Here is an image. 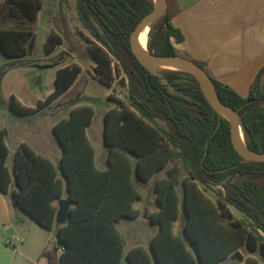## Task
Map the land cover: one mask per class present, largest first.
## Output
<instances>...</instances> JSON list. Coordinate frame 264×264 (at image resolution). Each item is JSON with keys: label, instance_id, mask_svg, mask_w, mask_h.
<instances>
[{"label": "trees", "instance_id": "obj_1", "mask_svg": "<svg viewBox=\"0 0 264 264\" xmlns=\"http://www.w3.org/2000/svg\"><path fill=\"white\" fill-rule=\"evenodd\" d=\"M42 7L43 0H3L0 22L15 19L18 23L0 24V50L5 56L33 52L34 24ZM76 7L98 44L93 52L101 75L112 76L115 59L128 76L129 99L110 94L116 104L105 112L108 166H97L87 132L94 107L79 103L53 126L62 148L58 164L21 142L11 172L8 130L0 128V190L39 224L55 227L62 249L56 264H122L124 257L128 264H224L236 261L233 254L241 247L252 254L235 264H264V161L247 160L237 151L231 122L206 98L192 73L159 69L154 74L132 50L131 34L156 7V0H76ZM183 40L167 8L150 25L152 53L180 54L177 44ZM62 41L59 34L50 33L46 52H53ZM81 72L79 63L60 66L55 89L45 99L29 106L12 94L10 105L21 115L38 113L67 93ZM209 77L221 101L238 112L249 148L264 153V65L248 96ZM156 116L167 121L169 130ZM181 164L187 172L182 178ZM168 165L166 174L154 181L160 208L150 213L151 222L159 226L151 249L136 245L126 251L117 224L141 212L135 206L142 194L134 176L147 181ZM200 183L222 185L223 197L215 202ZM65 194L74 205L69 219L61 223L54 201ZM230 205L246 217L234 216ZM183 214L186 220L181 219L176 230Z\"/></svg>", "mask_w": 264, "mask_h": 264}, {"label": "rangeland", "instance_id": "obj_2", "mask_svg": "<svg viewBox=\"0 0 264 264\" xmlns=\"http://www.w3.org/2000/svg\"><path fill=\"white\" fill-rule=\"evenodd\" d=\"M2 2L3 0H0V4ZM0 24L18 26L15 19H7ZM34 30L36 44L32 53L25 56L8 57L0 50V128L8 130L7 144L10 148L8 166L10 168L14 166L15 150L21 142H27L36 151L50 157L58 164L62 148L53 126L60 118L68 116L73 106L87 103L95 110L87 132L96 150V164L104 168L108 154L104 143V117L105 112L116 104L109 95L127 101L129 99L128 76L119 69L115 59L111 64L112 76L101 75L97 69V61L93 52L98 44L81 22L76 0H43V7L39 11ZM52 32L59 34L63 41L53 52L47 53L45 44L48 35ZM72 63H79L82 66V72L67 93L62 94L50 106L35 114L21 115L12 109L10 105L12 94H15L25 105L36 106L40 99H45L55 89L58 68ZM170 165L147 181H139L134 176L135 185L142 194L136 204H140L142 209L145 206L152 209L157 207L154 181L157 177L164 176ZM181 168L182 178L187 172L182 164ZM200 186L215 202H218L219 198L224 195L222 185L200 183ZM179 189L181 192V185ZM230 208L234 216L246 217L236 207L230 205ZM23 211L18 208L15 210L20 215L23 214L26 219L25 224L17 222L16 217H14V222L6 223L5 228L0 224V238H4L8 243L11 241L17 246L18 251L14 256L13 264H56L60 249L54 228L48 229L39 223H36L35 228L28 226V221L32 218H29V214ZM142 214L141 212V217H143ZM143 221L144 224L148 223L147 218ZM129 223L141 226V219L133 221L124 217L119 221L118 227L126 239V249L131 246L127 230ZM180 223L181 218L176 221V230L179 229ZM143 227L145 235L148 231L151 234L157 231V226L153 223L149 225L150 230H147L145 225ZM18 236L22 239H18ZM238 250L244 255L243 262L246 261L248 255L252 254L246 247ZM235 260L224 264H235L238 259L235 258Z\"/></svg>", "mask_w": 264, "mask_h": 264}, {"label": "crops", "instance_id": "obj_3", "mask_svg": "<svg viewBox=\"0 0 264 264\" xmlns=\"http://www.w3.org/2000/svg\"><path fill=\"white\" fill-rule=\"evenodd\" d=\"M167 9L174 25L184 35V40L177 44L179 53L204 63L208 75L228 84L243 96H248L258 71L264 65V0H167ZM105 160L107 167V155ZM10 170L13 172V167ZM61 198L68 196L65 194ZM59 199L54 203L58 205ZM136 202L135 206L143 213V217L140 212L129 219H141V226L129 223L127 230L131 246L126 249L125 239V250L141 245L150 251L151 240L156 232L151 234L148 231L145 235L143 226L150 230V213L158 210L160 205L156 200V208L145 206L142 209ZM16 208L22 210L9 193L0 190V224L4 228L6 223L14 222V217L17 222L25 224L26 219L22 213L15 212ZM29 218L32 219L27 225L35 228L38 222L31 216ZM144 218H147L148 223H143ZM154 225L158 230V224ZM18 239L22 238L18 236ZM59 249L61 253L62 249ZM17 251V246L11 241L8 243L0 238V264H13ZM122 264H128L126 257Z\"/></svg>", "mask_w": 264, "mask_h": 264}, {"label": "water", "instance_id": "obj_4", "mask_svg": "<svg viewBox=\"0 0 264 264\" xmlns=\"http://www.w3.org/2000/svg\"><path fill=\"white\" fill-rule=\"evenodd\" d=\"M166 8H167V0L156 1V7L150 13H148L137 25V27L131 34V44H132V50L134 54L136 55L138 60L154 74H159L158 70L162 69L156 66L158 63H161V62L177 61V62L187 65L189 67V70H186V71L192 73L196 77V79L200 82L206 98L210 101L212 105H214L220 112H222V114L226 116L231 122L232 140H233L234 146L236 147L237 151L247 160L264 161V153H261V152H258V151H255L249 148L244 130H243V133L245 137V145H241L238 142L239 126H242L240 123L238 112L233 107L226 105L225 103L221 101L220 97L218 96L216 92L214 85H213L214 91H212L208 87L204 76L207 75L209 77V75L207 74L205 69H203L196 61L186 56H183L181 54L157 55L155 53L150 52L149 46H147L148 53H142L139 51L138 45H137L138 34L145 28V26H147L148 24L151 25L154 21H156L161 16V14L166 10ZM163 82L168 83V80L163 79ZM173 88H174L173 86H170V89H173ZM155 119L164 128L169 130L167 121L160 118L159 116H156ZM72 203L73 201L69 198H60L58 200L59 209H58L57 217H56L58 222L63 223L69 219L70 207ZM186 217H187L186 214H183L181 216L182 223L185 222ZM233 258H237L239 261H243L244 255L241 253V251L237 250L233 254Z\"/></svg>", "mask_w": 264, "mask_h": 264}, {"label": "bare ground", "instance_id": "obj_5", "mask_svg": "<svg viewBox=\"0 0 264 264\" xmlns=\"http://www.w3.org/2000/svg\"><path fill=\"white\" fill-rule=\"evenodd\" d=\"M156 1H159V0H156ZM149 29H150V24L145 26V28L137 36L138 49L142 53H148L147 46H148ZM156 66L160 68H165V69L189 70V67L187 65L177 62V61L161 62V63H158ZM204 78H205V81L208 87L212 91H214V87H213V84L210 78L207 75H205ZM238 142L241 145H245V137H244L242 126H239Z\"/></svg>", "mask_w": 264, "mask_h": 264}]
</instances>
